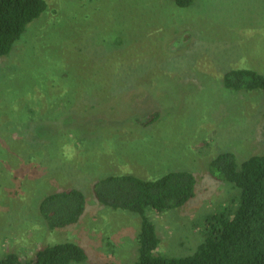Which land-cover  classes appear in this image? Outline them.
I'll use <instances>...</instances> for the list:
<instances>
[{
    "label": "rangeland",
    "instance_id": "1",
    "mask_svg": "<svg viewBox=\"0 0 264 264\" xmlns=\"http://www.w3.org/2000/svg\"><path fill=\"white\" fill-rule=\"evenodd\" d=\"M47 2L0 58V259L75 242L88 258L72 264H133L139 215L101 206L92 186L177 170L195 175L196 196L147 213L158 253H194L206 218L240 196L210 175V161L264 153V97L222 83L230 69L264 75V0ZM67 188L83 191L86 211L51 230L40 202Z\"/></svg>",
    "mask_w": 264,
    "mask_h": 264
},
{
    "label": "trees",
    "instance_id": "2",
    "mask_svg": "<svg viewBox=\"0 0 264 264\" xmlns=\"http://www.w3.org/2000/svg\"><path fill=\"white\" fill-rule=\"evenodd\" d=\"M172 1L180 8L195 2ZM47 8V0H0V58L12 53L27 27ZM222 83L229 91L259 92L264 97V75L254 69H230L223 74ZM208 170L214 179L238 189L239 200L209 215L204 240L194 253L181 257L158 253L161 241L147 212L161 215L188 204L197 194V179L192 172L170 171L151 179L116 174L93 184L92 194L98 204L139 215L138 258L133 264H264V153L239 164L235 153L222 152L210 161ZM86 206L83 191L67 188L45 196L39 212L48 228L56 230L78 223ZM87 258L81 245L64 242L43 247L27 260L8 253L0 264H72Z\"/></svg>",
    "mask_w": 264,
    "mask_h": 264
}]
</instances>
